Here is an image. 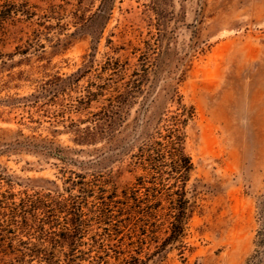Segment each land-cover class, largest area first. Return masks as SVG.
I'll use <instances>...</instances> for the list:
<instances>
[{
    "label": "rangeland",
    "instance_id": "1",
    "mask_svg": "<svg viewBox=\"0 0 264 264\" xmlns=\"http://www.w3.org/2000/svg\"><path fill=\"white\" fill-rule=\"evenodd\" d=\"M111 1L103 19L95 17L101 0H0V10L10 11L0 37V192H62L75 173L98 195H118L114 215L121 191L143 178L150 185L139 166L145 134L164 135L180 102L190 114L181 118V134L192 164L183 232L172 234L166 222L173 180L157 181V202L142 188L136 192L141 209L155 203L150 219L112 217L107 223L118 228L88 221L80 263L96 255L94 243L108 264L135 252L145 264L264 261V237L257 235L264 222V0ZM149 49L152 55H142ZM144 57L148 77L114 138L90 141L96 114L134 71L142 75ZM55 77L72 83L56 104L36 102L31 96ZM89 93L100 95L89 102ZM8 259L1 256L0 264Z\"/></svg>",
    "mask_w": 264,
    "mask_h": 264
},
{
    "label": "trees",
    "instance_id": "2",
    "mask_svg": "<svg viewBox=\"0 0 264 264\" xmlns=\"http://www.w3.org/2000/svg\"><path fill=\"white\" fill-rule=\"evenodd\" d=\"M111 7V0H101L95 17L107 19ZM9 14V9L0 10V37L4 35L3 24L8 20ZM88 21L90 23V19ZM88 21L83 23L77 32L86 28ZM152 53L154 51L149 49L142 55H152ZM3 55L0 52V59ZM140 62L142 75L139 71H134L130 75L131 78L123 84V90L116 91L117 93L108 99L107 107L96 114L100 117L99 122L95 123L92 132L87 129L86 133L90 141L100 134L107 136L109 140L114 138V131L121 126L124 110L142 92V85L148 77L150 58L144 57ZM115 66L117 67H113L112 70L113 73L118 72L116 73L118 76L119 66L117 64ZM70 81V78L65 80L55 77L42 84L39 93L31 97L36 102L48 97L49 102L55 103L65 83H72ZM173 93L176 94L175 91ZM89 95L91 98L89 96L87 100L90 102L97 99L100 93H89ZM178 106L181 113L170 118V124L163 129L164 135L161 129H156L152 134H145V143L141 148L144 155L139 166L145 172V177L151 180L147 181L150 185L145 187L143 178L135 187L121 191L119 195L121 205L114 215L110 212V206L115 203L118 195L109 191L108 194L100 191L98 195L97 192L92 191L93 186L85 181V177L75 173L65 178L66 187L62 192L33 195L25 192L18 195L11 190L0 192V257H8L7 264H81L80 262L85 259L77 256L76 251L82 244L84 227L88 221L98 217L107 226L112 225L113 228H118L119 225L107 222H111L112 217L119 219L123 215L128 218L150 219L157 211L155 203H150L148 206L150 208L146 211L141 209L142 198H139L136 192L142 188L144 197L152 198L150 202H157L155 184L165 179L173 180L171 187H175V190L166 194L164 199L167 205L166 222L172 234L180 236L188 219V201L185 199L183 185L188 180L192 164L184 154L181 134L187 121V118H181L190 114L185 112L180 102ZM162 120L159 119V122ZM89 198H92L94 202L88 207ZM117 230L113 231L117 234ZM257 235L264 237V222ZM94 244L93 246L98 250H95L96 255L88 259L89 264H108L105 259L106 252L101 250L99 245ZM261 244L258 243V246ZM93 246L89 249L94 248ZM120 255L123 253H119L114 258L121 260V264H145L137 252L127 257ZM246 264H264V261L260 259L254 262V258L251 257Z\"/></svg>",
    "mask_w": 264,
    "mask_h": 264
}]
</instances>
